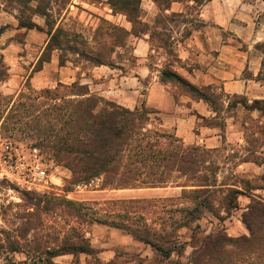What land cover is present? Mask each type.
<instances>
[{
	"label": "rangeland",
	"instance_id": "374dc122",
	"mask_svg": "<svg viewBox=\"0 0 264 264\" xmlns=\"http://www.w3.org/2000/svg\"><path fill=\"white\" fill-rule=\"evenodd\" d=\"M23 10L24 16L37 22L42 29L19 26L18 17L23 14ZM114 14L116 15L109 0H0V27L7 25V29L0 35V75L3 77L0 81V94L3 97H13L16 101L23 90L34 97L43 94L40 92L45 89L59 90V97L71 93L72 82H81L83 74H86V77L91 76L93 68L98 65L73 52L69 47L77 46L94 56L99 53L103 61L113 67L125 69L126 66L120 63L134 64V38L114 28L113 25L122 26L121 23L125 21V18L119 19V16L114 17ZM52 24L55 26L54 30L60 26L70 37L68 40L63 37L65 48L55 49L50 61L41 67L39 59L50 37L48 31L51 30ZM162 25L163 22L159 26ZM140 27V24H136L137 30ZM61 56L68 59L67 66L68 71L72 73L71 78L76 72L75 80L69 78V73L67 75L62 72L59 65ZM169 59L174 63L173 57ZM152 61L156 62L154 57ZM168 64L165 62L160 69H165ZM168 83L176 94L187 92L178 82ZM91 94L97 99L100 96L96 91ZM216 95L218 98V94ZM69 98L83 97L70 95ZM43 99L45 98L42 95L40 100ZM13 102L8 107H0V111H3L0 116V144L7 141L15 145L39 147L52 174L62 180L54 178L57 184H52L51 188L46 190H28L11 185L15 190L11 192L10 201L0 205V264H109L101 261L96 254L89 257L69 254L51 257L49 254L50 251L66 245L70 238H75L76 233L87 236L91 227L88 219L72 208L67 200L92 205L107 199H117V195L115 189H109L110 185L105 188L107 178L104 175L92 179H100V182L96 180L92 187L76 189V185L82 181H76L72 171L59 162L52 155L50 148L41 142L40 127L46 125V107L32 109L23 118L29 122L28 125L24 124L21 128L12 124L13 118L5 121ZM105 105V102H100L96 111H100ZM147 111L150 118L148 128L170 135L160 137L162 143L177 144L175 133L161 128L159 115L148 108ZM16 112L19 113L20 110L16 109ZM242 114L251 122L247 131L248 143L245 146L224 144L219 149L187 146L197 161L191 166L192 172H176L178 177L168 183V186L177 187L170 190L172 195L155 198L145 211H141L154 228H165L172 241L170 245L176 249L170 259L157 254V264H194V249L203 247L208 235H216L219 232H224L234 239L244 236L254 238L252 251L258 252V248H264V232L253 237L243 221V215L253 199L264 202V167L252 165L247 172L240 167L246 158L262 162L263 155L259 153L264 149V124L252 117L251 109H245ZM222 122L220 119L205 118L200 119L199 123L221 125ZM249 151L251 152L248 153ZM183 189H203L204 192L199 194L202 199L205 197L211 203L210 208L201 207L200 217L194 221H189L187 210L194 208L196 203L192 198L182 196ZM132 217H136L135 213ZM185 223L188 224L185 226ZM243 242L240 241V246L227 242L214 259L202 263L264 264V249L260 252L263 254L262 258L255 252L252 257L247 258L250 252L243 249ZM14 246L18 247L15 251L12 250Z\"/></svg>",
	"mask_w": 264,
	"mask_h": 264
},
{
	"label": "crops",
	"instance_id": "0c3cea01",
	"mask_svg": "<svg viewBox=\"0 0 264 264\" xmlns=\"http://www.w3.org/2000/svg\"><path fill=\"white\" fill-rule=\"evenodd\" d=\"M116 15L125 18L121 25L134 38V64L120 63L125 69L98 65L91 76L83 74L81 82H74L87 84L91 92L128 108L145 106L153 110L160 117L161 128L174 132L185 145L219 149L224 144L242 147L248 143L251 122L242 112L251 109L252 117L264 124V112L247 108L240 99L248 104L264 102V0H141L139 20L149 27L138 33L125 14ZM161 22L164 25L159 26ZM165 62L191 83L219 97L211 103L188 92L176 94L170 83L161 80L160 68ZM61 67L75 80L76 72L71 78L67 64ZM205 118L223 122L199 123ZM259 154L263 155L262 162L246 158L240 164L244 172L255 165L264 167V149ZM174 188L177 187L114 191L117 199H155L171 196ZM86 237L94 254L105 263L157 264L159 252L119 228L95 222Z\"/></svg>",
	"mask_w": 264,
	"mask_h": 264
},
{
	"label": "trees",
	"instance_id": "16d2710c",
	"mask_svg": "<svg viewBox=\"0 0 264 264\" xmlns=\"http://www.w3.org/2000/svg\"><path fill=\"white\" fill-rule=\"evenodd\" d=\"M155 1L162 3L168 0ZM140 2L141 0H109L115 13H123L128 20L133 22L135 33L140 30L145 31L149 27L148 24L139 20ZM22 13L18 17L19 26L29 29H42L37 22L24 16V10ZM136 24L141 25L139 30L136 29ZM113 26L129 34V31L124 27ZM54 28L55 26L52 24L51 30L48 31L50 37L39 59L41 67L45 62L50 61L51 54L55 49L65 48L63 37L65 36L66 40L70 37L62 27L59 26L56 30ZM6 29L7 25L1 26L0 35ZM74 35L77 36L78 34ZM69 48L92 61L95 65L108 64L103 61L99 53L94 56L77 46ZM48 53L49 56H47ZM67 61L68 59L63 56L59 59L61 66L66 65ZM2 79L3 77L0 75V81ZM161 80L163 82H178L192 96L211 103L216 101L217 95L212 94L210 89L198 87L169 66L162 70ZM72 87L71 93L61 97L58 96L59 90L57 89H45L40 92L43 94L35 97L28 95L23 90L19 93L16 101L13 100V97H3L0 94V107H8L14 101L8 115L5 116V121L13 118L12 124L20 127L24 124L28 125L29 122L23 118L32 109H39L40 106L46 107L44 111L46 125L43 128L40 127L41 142L50 148L52 155L59 162L72 171L76 181L85 183L104 175L107 178L105 188L110 185L111 188L109 189L164 187L168 186L169 182L175 181V178L178 177L175 175L176 172L186 174L185 172L188 173L193 170L191 166L197 161L194 154L192 155L190 147H187L188 145H185L175 135L177 144L162 143L160 137H170V135L148 128L150 118L145 106H142L141 109L132 110L107 100L103 96H98V99L95 98L92 96L89 87L83 86L79 82H73ZM42 95L45 99L40 100ZM70 95L83 98H69ZM240 99L247 108H257L264 112L263 101L255 100L252 104H248L245 99ZM100 102H105L106 105L100 111H96ZM16 109H19L20 112H16ZM219 109L220 106L217 105L216 110ZM2 114L3 111H0V116ZM204 185L211 186L210 184ZM199 192L203 193L204 191L203 189L182 190L183 197L192 198L196 203L194 208L187 210L189 221H194L200 217L202 206H207V208L211 206L209 200L205 197L202 199ZM66 202L80 212V215L88 219L89 224L98 222L119 228L152 246L166 259H170L176 250L170 245L172 241L165 228L163 227L161 230L154 228L141 212L145 211L150 202H154V199H107L102 203L95 202L92 205L74 200H67ZM96 205L101 206L97 207ZM133 213L136 215L135 218L132 217ZM243 221L253 237L264 232V202L253 199L243 215ZM187 224L185 223V226ZM74 237L70 238L66 245L50 251L51 257L64 254L76 255L80 252L95 253L86 234L76 233ZM242 240L244 241L243 249L250 252L247 258L252 257L254 252L259 253V257L262 258L263 254L260 252L264 248H258V252L252 251L254 238L244 236L234 239L224 232H219L216 235H208L205 245L194 249L192 262L203 264L202 262L210 261L224 249L225 245L228 244L227 242L240 246L239 243ZM17 248L14 246L12 250L15 251Z\"/></svg>",
	"mask_w": 264,
	"mask_h": 264
},
{
	"label": "built area",
	"instance_id": "2783aa9c",
	"mask_svg": "<svg viewBox=\"0 0 264 264\" xmlns=\"http://www.w3.org/2000/svg\"><path fill=\"white\" fill-rule=\"evenodd\" d=\"M54 178L57 176L50 171L39 147L15 145L7 141L0 144V205L10 201L11 192L15 190L11 185L28 190H46L57 184ZM96 180L100 182L97 178L77 184L76 189L92 187Z\"/></svg>",
	"mask_w": 264,
	"mask_h": 264
}]
</instances>
